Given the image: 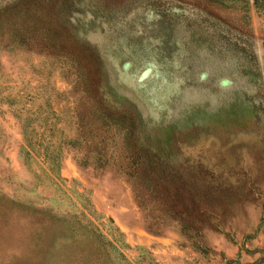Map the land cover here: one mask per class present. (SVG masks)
Instances as JSON below:
<instances>
[{
	"label": "rangeland",
	"instance_id": "rangeland-1",
	"mask_svg": "<svg viewBox=\"0 0 264 264\" xmlns=\"http://www.w3.org/2000/svg\"><path fill=\"white\" fill-rule=\"evenodd\" d=\"M264 264V8L0 0V264Z\"/></svg>",
	"mask_w": 264,
	"mask_h": 264
},
{
	"label": "trees",
	"instance_id": "trees-1",
	"mask_svg": "<svg viewBox=\"0 0 264 264\" xmlns=\"http://www.w3.org/2000/svg\"><path fill=\"white\" fill-rule=\"evenodd\" d=\"M211 1L218 2L221 4L225 0H211ZM251 2L254 5V7L264 8V0H251Z\"/></svg>",
	"mask_w": 264,
	"mask_h": 264
},
{
	"label": "water",
	"instance_id": "water-1",
	"mask_svg": "<svg viewBox=\"0 0 264 264\" xmlns=\"http://www.w3.org/2000/svg\"><path fill=\"white\" fill-rule=\"evenodd\" d=\"M234 264H239L238 262H235Z\"/></svg>",
	"mask_w": 264,
	"mask_h": 264
}]
</instances>
